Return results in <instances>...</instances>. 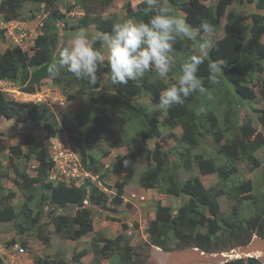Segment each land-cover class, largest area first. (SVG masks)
<instances>
[{
    "label": "trees",
    "instance_id": "obj_1",
    "mask_svg": "<svg viewBox=\"0 0 264 264\" xmlns=\"http://www.w3.org/2000/svg\"><path fill=\"white\" fill-rule=\"evenodd\" d=\"M64 1L66 0H47L53 8L48 11L47 17L43 21L42 32L34 41L32 54L20 46L8 48L4 53H0V81L18 82L22 93L35 95L42 83L50 80L47 73L48 65L58 57L59 51L65 46L61 45V30L68 31L69 28V22L65 19V15L55 8L57 2ZM43 2L45 0H1L0 15L5 23H10L21 18V13L27 8V4ZM77 3L84 10L85 15L78 20L76 25L70 24L72 27L70 29L74 32L90 28L93 25L96 32H110L115 24L130 18L147 20V17L142 14L144 1L137 5L135 11H132L129 6L128 15L122 20L117 17L109 19L103 17L102 14L95 15L94 13L96 8L109 7L113 0H77ZM235 3L239 5L255 3L258 10H264V0L256 2L254 0H219L215 6L200 8L194 14L190 24L193 28H198L202 20H207L215 26V34H218L222 30V18L225 16L226 9ZM188 5V0H170L169 3L173 14H175V10L188 8ZM66 7L70 12L72 8ZM35 18L32 15L31 19ZM259 28L261 29L259 30ZM223 29L225 35L216 40V46L210 51V55L201 66L199 76L212 96L220 95L221 99L217 105L225 106V120L233 130L232 139L221 144L222 132L217 129L216 142L219 145L218 153L224 156L226 163L231 162L218 166L213 158H205L204 155L194 156L193 159L199 166L200 174H217L220 183L227 185L237 173L234 161L245 158L252 164V167H259L260 161L255 157V154L264 148V131L261 132L253 127L249 119L241 122L240 126L238 125L240 119L235 120L237 125L233 122V110L240 109L238 97L231 90L225 88V84H228L237 91L241 86L252 85L255 80L257 81L256 88L263 102V107L259 111V120L264 129V74L258 78H255L254 75L256 71L264 70V43L262 42L264 15L252 13L246 16H237L230 12L226 17ZM198 35L200 37L202 34ZM198 46L195 39H181L174 53L177 58L174 70L180 72V66L188 60ZM181 57L183 60H180ZM218 59H225L228 66L218 72L220 82L213 85L209 82V66ZM98 75L101 76V80L95 86L89 85L87 81L75 79L72 74L66 71L62 72L60 78L52 80L64 92L71 86H80L90 96H94L100 90L107 94L108 89L102 84L103 69ZM163 88L160 82L154 83L152 78L146 74L139 82L118 85L112 101L111 95L105 96L103 100L98 99L100 103L97 105L104 109L97 110L83 131L78 133V138L75 139L76 144H74L80 156L81 167L98 175L99 180L105 182L106 175L101 173L100 161H97L89 153V150L104 143H107L109 148L127 146L129 151L125 155L118 156L114 165V171H120L121 167L127 171L121 181L115 184L117 195L114 204L119 205L122 202L125 187L137 173V165L142 156L151 162V166L140 174L139 184L142 188L156 189L161 194L177 199L182 196L188 198V201L176 212L161 202L157 205L156 216L148 226L149 242L146 245L150 248L156 247L164 252L198 249L199 252L205 254H219L247 247L254 237L264 240V191L260 197L255 196L250 180L231 187L228 193L231 197L237 198L238 203L233 206L232 214L228 218H223L218 198L226 192L215 187H206L198 176H191L186 181L182 180L180 170L190 171L192 166L191 159L188 157L189 151L173 147L159 155L158 153L153 154L147 144L134 149L132 145L135 144V140H124L111 127L106 111L118 107L128 111V117L121 119L123 126L126 122H135L138 125V136L145 135L149 139L158 140L162 136L158 116L162 112L160 110L151 112L142 106H134L132 100L135 97L143 98L150 95L154 103H159ZM251 95L253 94H249L248 98L252 97ZM205 99L206 97L199 93H193L183 106H174L166 111L165 124L171 128L181 127L180 142L193 148H196L200 144V140L209 133L206 128L203 108H201V103ZM207 117L208 120H211V127L214 128L217 123L216 118L213 115ZM1 118L15 120L19 123L34 122L42 127V135L46 140L55 138L60 132L56 122L51 121V113L46 103L14 101L2 91H0ZM159 145V143L156 144L157 151H159ZM11 152L23 157L26 161L34 159L39 163L36 168L37 175L26 176L23 182L26 194L21 212L24 222L29 223V227L22 229V233L28 229L36 228L38 236L47 240L43 232L48 226L54 225L58 230L61 229L62 239L77 240L93 232L94 229L93 210L87 203L93 205L97 202L104 211L116 213V209L102 204L105 195L97 185L90 183L89 187L88 185L68 186L62 181L55 185V181L50 180L49 177L55 166L54 156L49 149L44 148L42 140H34L26 153L21 150L20 146L12 147ZM107 154L108 151L105 152V155ZM172 155L176 156V160L172 158ZM124 160H131L136 166L125 167ZM46 178L50 183L45 182ZM1 180L2 176H0V222L4 223L13 221L17 217L10 206L1 207L2 203L14 199L16 193L9 191L5 194ZM161 184L162 186H160ZM38 186L48 189V192L40 196L37 210L33 211L30 203L35 199V189L39 188ZM244 208H250L251 214L245 216L242 211ZM65 209L69 213L57 212V210ZM72 210L74 211L71 212ZM123 229H128L126 223L123 224ZM15 244V240L9 242V246ZM93 247L96 248L94 264H146L147 261V257H143L139 252L140 247L131 246L130 240L122 234L112 239H95ZM84 255V251L74 253L72 261L58 255L46 259L37 257L35 264H82L81 258ZM222 264H261V261L250 257L234 259Z\"/></svg>",
    "mask_w": 264,
    "mask_h": 264
},
{
    "label": "rangeland",
    "instance_id": "obj_2",
    "mask_svg": "<svg viewBox=\"0 0 264 264\" xmlns=\"http://www.w3.org/2000/svg\"><path fill=\"white\" fill-rule=\"evenodd\" d=\"M142 1L144 0H113V3L109 7L104 9L96 8L94 13L95 15L102 14L105 18L111 19L117 17L122 20L128 15L129 6L132 11H135L137 5ZM188 1V8L185 7L175 10L174 13L181 16V18L186 19L189 24L193 19L194 14L197 13L200 8L204 9L209 6H215L219 2V0ZM256 1L257 0H254V2ZM66 6L72 8L70 12L67 10ZM52 8L53 7L47 2V0L43 3L27 4V8L21 13V18L10 23H5L0 15V53H4L8 48L20 46L23 50L32 54L34 41L38 34L42 32L43 21L46 19L48 11H51ZM55 8H58L61 13L65 15V19L69 22L68 31L61 30V45L66 46L68 41L77 33L70 29L71 25H76L78 20L85 15V12L78 5L77 0L57 2ZM230 12L237 16H246L252 13H260L264 15V10H258L255 3L240 5L235 3L229 6V8L226 9L225 16L222 18V30L218 34H214L215 41L225 35L223 26L226 23V17ZM32 15L36 18L31 19ZM260 29L261 28H259V30ZM84 30H87L90 34L96 33L94 25ZM21 36H23L22 39H20ZM201 36L199 37L197 34L193 38L196 40L197 45H199ZM263 39L264 37L262 40ZM180 60H183L182 57ZM109 71V68H104L102 78L103 86L108 89V91H106L107 94H105V91L100 90L94 96L87 94L84 88H81L80 86H71L66 89V92H64L52 79L44 81L35 95L22 93L18 82H0V91L4 92L11 100L46 103L51 113V121L56 122L60 129V132L55 138L46 140L42 135V127L36 125L34 122L19 123L15 120H7L5 118L0 119L1 183L4 186L5 194L9 191H14L16 193L14 199L2 203L1 207L10 206L13 208L15 214H17V217L13 221L4 223L0 222V264H27L28 262L30 264H35L37 257L46 259L47 257L52 258L55 255H63L69 261H72L74 253L90 249L91 244L95 239H112L120 234L125 235L130 242H134L135 246H138V248L140 247L139 252L143 257H147L146 264L224 263L228 260L237 259L238 257L250 256L253 253H258L264 257V240L260 238H255L248 248L235 249L234 251L236 252L231 251L229 253L215 255H206L201 253V251L198 252L193 249L164 252L156 247H148L146 245V243L149 242L148 226L149 222L156 216L155 210L157 205L161 202L163 205L169 206L173 212H176L179 207L188 201V198L182 196L177 199L173 196L161 194L156 189L142 188L139 184L140 174L151 166V162H148L146 157L142 156L137 165V173L133 177V180L125 187L122 202L119 205L114 204V199L117 195L115 184L116 182L121 181L122 177L127 172L124 167H121L118 172L114 171V165L118 156L125 155L129 149L127 146L109 148L107 143L89 150V153L97 161H100L101 173L106 175L105 182H101L98 175L86 171L81 166L77 172L67 167L61 168L60 166H57L56 168L54 166L52 174L57 175L59 181L60 178L67 179V177H69V181L66 183L69 186L88 185L89 187L90 183L97 185L102 191V194L105 195L102 204L116 209V213L108 210L104 211L101 209V205L97 202L93 205L87 203V205L93 210L96 233L88 234L85 239L79 238L81 240L76 244L78 245V248L77 246L71 247V244H67L68 242L61 237V229L58 230L54 225L48 226L43 232V234H45V239L47 238V240L38 236L36 228L28 229V231H23V233L21 232L22 229L29 227V223L24 222V217L21 212L26 194L23 182L25 181L26 176L37 175L36 168L39 166V163L34 159L30 161L24 160L23 157L17 156L11 152V148L14 146H20L21 150L26 153L32 142L36 139L42 140L44 142V148L46 150L49 149L53 156H55L57 151L55 147H64L66 143H68L75 148V139L78 138V133L83 131L90 118L95 115L98 109H104L97 105L100 103L98 99L103 100L105 96L111 95L112 101L116 94L118 85L111 84L110 78L107 75ZM179 74L180 72L173 70L169 79L164 81L155 73H148L154 83L160 82L163 85V89L169 87ZM263 74L264 70L256 71L254 73L255 78L261 77ZM256 83L257 81L255 80L254 84L241 86L237 91L232 85L225 84V88L231 90V92L238 97L240 109L233 110V122L235 123L236 119H240V122L238 121V125L240 126L241 122L249 119L251 125L262 132L264 129L259 120V111L263 107V102L258 94ZM249 94H253L251 95L252 97L248 98ZM220 99L221 97L219 94L213 95L212 100L206 98L205 101H202L201 103V108H203L206 121V128L209 133L207 132L208 134L206 137L200 140V144L196 148L180 142L182 135L181 127L171 128L165 124L167 112L161 111L158 108V103H154L150 95L143 98L135 97L132 100V103L134 106H142L144 109L151 112L157 110L162 112V114L158 116L160 121L159 129L162 132V136L158 140L149 139L145 135L138 136V125L135 122H126L123 126L121 119L122 117H128V111L117 107L108 109L106 114L110 118L111 127L117 131L121 138L128 141L135 140V144L132 145L134 149L147 144L153 154L158 153L159 155H162L164 151H168L173 147L189 151L188 157L191 159L192 166L190 171H186L185 169L180 170L182 180L186 181L191 176H198L206 187H215L216 189H222L226 192L224 195H220L218 202L222 217L228 218L233 212V206L238 203L236 200L237 198L231 197L230 193H228L231 187L250 180L253 184V194L255 196L260 197L264 191V148L260 149L255 154V157L260 161L259 167H252V164L245 158L234 161L237 173L231 178L227 185L220 183L217 174H200L199 166L193 159L194 156L204 155L205 158H213L218 166L226 165L228 162H231L227 160L228 162L226 163L224 156L218 153L219 145L216 142V138L218 137L217 129H220L222 132L221 144H224L226 140L232 139L233 132L232 128L229 127V123L225 120V106L217 105V102ZM208 115H213L216 118L217 123L215 125L217 128L216 126L214 128L211 127V120L207 119ZM231 127L234 126L231 125ZM157 143L161 145V147L159 145V151H157ZM75 149L77 150V148ZM106 151H108L107 155H105ZM172 158L176 160V156L174 157V155H172ZM45 182L50 183L48 178L45 179ZM160 186H162V184ZM38 187L39 188L35 189V199L30 203V207L33 211L37 210L40 196L43 193L48 192V189L42 186ZM73 211L74 210L71 212ZM242 211L245 216L251 214L250 208H244ZM57 212L69 213L67 209L57 210ZM45 221H48V219H45ZM124 223L128 226L127 230L123 229ZM12 240H15L16 244L9 246V242ZM17 248H23L24 253L20 254Z\"/></svg>",
    "mask_w": 264,
    "mask_h": 264
},
{
    "label": "clouds",
    "instance_id": "obj_3",
    "mask_svg": "<svg viewBox=\"0 0 264 264\" xmlns=\"http://www.w3.org/2000/svg\"><path fill=\"white\" fill-rule=\"evenodd\" d=\"M169 3L170 0H144L142 14L147 20L130 18L115 24L110 32L90 34L87 30H79L59 51L58 57L49 63L48 78L58 79L66 71L75 79L95 86L101 80L98 73L107 67L110 69L107 75L113 85L139 82L148 73H155L161 80L167 81L177 64L174 53L180 40H191L197 34H202L199 47L180 66L179 76L160 94L158 108L168 111L174 106H183L193 93L212 100L213 96L202 83L199 73L210 51L216 46L215 26L202 20L198 28H193L186 19L173 14ZM227 66L225 59L211 64L209 82L218 84L217 74ZM124 166L136 165L131 160H124Z\"/></svg>",
    "mask_w": 264,
    "mask_h": 264
},
{
    "label": "built area",
    "instance_id": "obj_4",
    "mask_svg": "<svg viewBox=\"0 0 264 264\" xmlns=\"http://www.w3.org/2000/svg\"><path fill=\"white\" fill-rule=\"evenodd\" d=\"M22 38H23V36L20 37V39H22ZM55 148L57 150L55 153V156H54L56 168H57V166H60L61 168L67 167L69 169L74 170L75 172L79 171V168L81 166L80 157H79V153H77L75 148H73L68 143H66V145L64 147L59 146V148L58 147H55ZM50 180L55 181L56 183H58L60 181L67 182V181H69V177H67V179H61L60 178V181H59L57 175H53L52 171H51ZM17 250L20 254L24 253L23 248H17Z\"/></svg>",
    "mask_w": 264,
    "mask_h": 264
},
{
    "label": "crops",
    "instance_id": "obj_5",
    "mask_svg": "<svg viewBox=\"0 0 264 264\" xmlns=\"http://www.w3.org/2000/svg\"><path fill=\"white\" fill-rule=\"evenodd\" d=\"M263 41H264V39L262 40V42H263ZM263 43H264V42H263ZM95 230H96V224L94 223V229H93V232H91V233H89V234H94V233H96ZM87 235H88V234H87ZM87 235L81 237V239H85ZM98 236H100V235H98ZM102 236H103V235H102ZM256 238H258V237H256ZM81 239H77V240H65V241L68 242L67 244H71V247H72V246H75V247L77 246V248H78V245H76V244L79 243V241H80ZM74 244H75V245H74ZM131 246H133V247L135 246L134 242H133V243L131 242ZM248 247H249V246H248ZM248 247H246V248H248ZM239 249H241V248H239ZM193 250H194V251H198V250H196V249H193ZM95 251H96V248L93 247V243H92L90 249H85V250H84L85 255L81 258V263H83V264H93V262L95 261V257H96ZM78 252H79V251H78ZM198 252H199V251H198ZM206 255H207V254H206ZM61 256H63V255H61ZM247 257H255V258H257L258 260L261 261V264H264V257L261 256V255L258 254V253H253V254H251L250 256H247ZM27 264H30V263L28 262ZM104 264H106V263H104ZM108 264H109V263H108Z\"/></svg>",
    "mask_w": 264,
    "mask_h": 264
},
{
    "label": "bare ground",
    "instance_id": "obj_6",
    "mask_svg": "<svg viewBox=\"0 0 264 264\" xmlns=\"http://www.w3.org/2000/svg\"><path fill=\"white\" fill-rule=\"evenodd\" d=\"M234 252H236V251H234Z\"/></svg>",
    "mask_w": 264,
    "mask_h": 264
}]
</instances>
